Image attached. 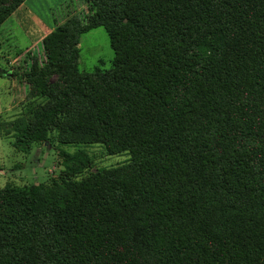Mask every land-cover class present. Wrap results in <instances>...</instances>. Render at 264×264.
Wrapping results in <instances>:
<instances>
[{
  "label": "trees",
  "instance_id": "16d2710c",
  "mask_svg": "<svg viewBox=\"0 0 264 264\" xmlns=\"http://www.w3.org/2000/svg\"><path fill=\"white\" fill-rule=\"evenodd\" d=\"M79 1L13 73L44 103L0 128L130 159L77 179L89 154L61 149L46 182L0 188V264H264V0ZM98 27L112 66L81 71Z\"/></svg>",
  "mask_w": 264,
  "mask_h": 264
},
{
  "label": "rangeland",
  "instance_id": "374dc122",
  "mask_svg": "<svg viewBox=\"0 0 264 264\" xmlns=\"http://www.w3.org/2000/svg\"><path fill=\"white\" fill-rule=\"evenodd\" d=\"M84 11L79 0H26L23 7L0 26V70L10 73L0 77L1 124L21 115L28 117L32 109L44 103L42 98L28 99L26 83L18 76H13V73H21L28 67L31 56L44 61V40L53 31L64 28L73 18L81 17ZM36 19L46 27H52L46 34L41 33L40 38L37 36L40 34L38 28L33 25ZM33 40H37L34 46L23 48ZM78 57V69L81 71L93 70L95 67L111 68L114 52L103 27L94 28L80 36ZM4 131L1 127L0 188L6 184L23 187L46 182L59 171L56 162L57 151L61 149L66 152L82 149L89 154L91 165L77 179L88 176L98 168L117 166L130 159L127 153L110 155L100 144L77 146L57 143L55 147L32 144L29 150L18 151L12 146L13 138L6 136Z\"/></svg>",
  "mask_w": 264,
  "mask_h": 264
},
{
  "label": "crops",
  "instance_id": "0c3cea01",
  "mask_svg": "<svg viewBox=\"0 0 264 264\" xmlns=\"http://www.w3.org/2000/svg\"><path fill=\"white\" fill-rule=\"evenodd\" d=\"M22 7H23V4L17 10H20ZM37 21H38V19H36V23H35V20H34V22L33 21L32 22H33V25L38 28L40 34L37 36L40 38L42 34H46L47 32L51 31L52 27H46L45 25H43V23L38 21L39 23H41V27L39 28V23H37ZM37 36H36V38H37ZM35 43H37V40H33V42L28 43V45L24 46L23 48H26L28 46L32 47L35 45Z\"/></svg>",
  "mask_w": 264,
  "mask_h": 264
}]
</instances>
